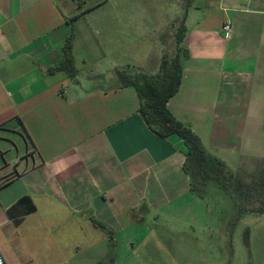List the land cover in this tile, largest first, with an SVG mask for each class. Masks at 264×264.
I'll list each match as a JSON object with an SVG mask.
<instances>
[{
  "label": "crops",
  "instance_id": "1",
  "mask_svg": "<svg viewBox=\"0 0 264 264\" xmlns=\"http://www.w3.org/2000/svg\"><path fill=\"white\" fill-rule=\"evenodd\" d=\"M82 2L0 0V264H120L125 249L136 264L161 220L208 228L183 140L157 136L114 75L158 74L185 15L168 109L233 170L264 165V0H179L163 25L134 0ZM73 32L76 81L50 71ZM91 217L116 232V255ZM249 226L247 264H264V216Z\"/></svg>",
  "mask_w": 264,
  "mask_h": 264
},
{
  "label": "trees",
  "instance_id": "2",
  "mask_svg": "<svg viewBox=\"0 0 264 264\" xmlns=\"http://www.w3.org/2000/svg\"><path fill=\"white\" fill-rule=\"evenodd\" d=\"M78 3L82 6L83 2L78 0ZM75 19L77 17L70 22ZM185 20L186 15L175 36L176 54L163 58L158 74L149 75L139 69L117 68L114 75L118 79L119 89L135 88L140 100L139 112L157 136L168 139L176 135L183 140L187 147L184 170L190 177L192 192L203 200L218 191L230 198L237 218L233 228H245L243 244L251 260L249 224L264 216V165L251 173L233 170L226 161L209 151L203 139L191 127L177 120L168 109V103L179 92L183 79L181 57L187 54L183 46L187 34ZM74 41L73 32L63 46L61 61L50 71L64 72L76 81L79 70L75 64ZM27 202L28 198L21 200L23 204ZM32 210L35 208L32 207ZM91 221L109 236L111 253L116 255V232L94 217H91ZM228 236H231L230 244L233 247V233L230 232Z\"/></svg>",
  "mask_w": 264,
  "mask_h": 264
},
{
  "label": "rangeland",
  "instance_id": "3",
  "mask_svg": "<svg viewBox=\"0 0 264 264\" xmlns=\"http://www.w3.org/2000/svg\"><path fill=\"white\" fill-rule=\"evenodd\" d=\"M120 1L111 0L112 3ZM134 1L143 6V9H151V13L155 15L152 20L162 25L179 17V7H184L179 0ZM201 1L205 0H198ZM184 15L185 12L183 17ZM168 41V54L173 55L176 52V44H171L170 39ZM200 211L203 217L206 214L204 222L208 225L207 229H200L191 234L186 229L161 220L159 229L153 230L154 235L149 241L147 251L135 252L143 258L141 262L138 259L136 264H247V253L242 241L244 228H233L237 218L230 198L218 191L208 198L207 208L201 207ZM229 231L233 233V247H229L231 236L227 237L228 240L226 238ZM231 249L234 250L233 255L230 253ZM124 253L121 254L120 264H128L125 257L129 255V251L125 249Z\"/></svg>",
  "mask_w": 264,
  "mask_h": 264
},
{
  "label": "built area",
  "instance_id": "4",
  "mask_svg": "<svg viewBox=\"0 0 264 264\" xmlns=\"http://www.w3.org/2000/svg\"><path fill=\"white\" fill-rule=\"evenodd\" d=\"M224 29L230 31L231 30V23H228L227 26H225Z\"/></svg>",
  "mask_w": 264,
  "mask_h": 264
}]
</instances>
